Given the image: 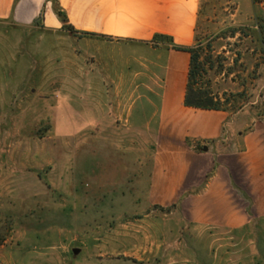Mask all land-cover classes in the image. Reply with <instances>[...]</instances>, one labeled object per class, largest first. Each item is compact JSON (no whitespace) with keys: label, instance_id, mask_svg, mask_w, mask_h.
<instances>
[{"label":"rangeland","instance_id":"rangeland-1","mask_svg":"<svg viewBox=\"0 0 264 264\" xmlns=\"http://www.w3.org/2000/svg\"><path fill=\"white\" fill-rule=\"evenodd\" d=\"M203 3L204 35L224 66L214 91L251 98L244 113L222 116L225 155L239 150L250 111L264 112V0ZM169 56L41 18L0 22V264H264V212L234 185L227 209L192 213L197 221L151 205L160 131L171 128L162 96L172 109L182 89ZM209 116L196 126L179 118L171 146H210L191 138Z\"/></svg>","mask_w":264,"mask_h":264},{"label":"crops","instance_id":"crops-1","mask_svg":"<svg viewBox=\"0 0 264 264\" xmlns=\"http://www.w3.org/2000/svg\"><path fill=\"white\" fill-rule=\"evenodd\" d=\"M200 4L201 0H0V22L11 21L16 26L30 27L41 18L48 29H58L63 27L56 12L61 8L78 33L155 43L170 51L166 67L169 75L182 76V89L170 109L167 89L171 91L173 86L177 89V85L172 81L164 82L167 93L162 96V119L171 121L172 129L166 124L160 131L163 135L155 151L153 179L156 198L150 201L157 209L173 205L182 213L184 222L198 220L192 213H220L222 207L227 209L223 198L228 188L234 186L250 202L254 212H264V119L249 116L252 127L245 124L236 131L239 150L222 155L216 147L225 141L221 137L223 115L227 113L183 106L189 56L172 48L194 44ZM81 17L88 22L83 29L79 25ZM155 37L160 39L155 40ZM203 115H210L208 121L201 124V130L192 127V132L195 131L191 138L210 140V146H203L202 151L190 146L185 149L171 146L179 118L196 126L202 123ZM184 127L190 128L188 124Z\"/></svg>","mask_w":264,"mask_h":264},{"label":"trees","instance_id":"trees-1","mask_svg":"<svg viewBox=\"0 0 264 264\" xmlns=\"http://www.w3.org/2000/svg\"><path fill=\"white\" fill-rule=\"evenodd\" d=\"M203 1L201 0L197 16L194 44L190 47L173 46L172 48L177 52L189 56L183 106L202 111L223 112L229 115H236L244 112L245 107L250 104L251 98L246 97L247 94L244 91L236 93L224 91L220 93L213 89V79L224 73V66L221 58H215L213 55L211 36L204 35L205 27L202 20L208 12L207 6ZM56 12L64 28H67L71 33H78L69 24L64 10L57 8ZM156 39H160V37H155ZM250 113L252 115L254 114L251 111ZM254 115L257 118L264 119V112L259 111Z\"/></svg>","mask_w":264,"mask_h":264}]
</instances>
